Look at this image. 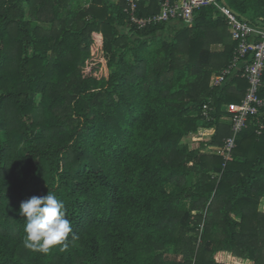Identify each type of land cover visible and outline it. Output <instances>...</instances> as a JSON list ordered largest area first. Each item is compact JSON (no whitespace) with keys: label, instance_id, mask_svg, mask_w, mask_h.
Segmentation results:
<instances>
[{"label":"trees","instance_id":"obj_1","mask_svg":"<svg viewBox=\"0 0 264 264\" xmlns=\"http://www.w3.org/2000/svg\"><path fill=\"white\" fill-rule=\"evenodd\" d=\"M225 3L264 29V0ZM124 5L0 0V264H264V113L225 158L248 82L213 84L236 47L224 17L137 29ZM48 191L76 238L43 254L18 213Z\"/></svg>","mask_w":264,"mask_h":264},{"label":"built area","instance_id":"obj_2","mask_svg":"<svg viewBox=\"0 0 264 264\" xmlns=\"http://www.w3.org/2000/svg\"><path fill=\"white\" fill-rule=\"evenodd\" d=\"M150 0H124L123 12L129 23L137 29L150 25L179 20L190 24L195 11L200 7L214 6L224 17L231 39L236 42L229 65L215 75L213 84L223 83L225 78L236 70L247 80L248 87L239 103L226 105L230 113L231 133L224 139L222 152L228 158L236 146L237 135L246 127L249 115L264 113V29L252 25L250 21L240 17L225 1L220 0H158L156 13L139 16L138 4ZM205 106L203 114H207Z\"/></svg>","mask_w":264,"mask_h":264},{"label":"clouds","instance_id":"obj_3","mask_svg":"<svg viewBox=\"0 0 264 264\" xmlns=\"http://www.w3.org/2000/svg\"><path fill=\"white\" fill-rule=\"evenodd\" d=\"M18 214L25 221L23 243L29 250L48 254L59 246L60 251H65L70 234L76 238L66 215V204L53 192L22 201Z\"/></svg>","mask_w":264,"mask_h":264},{"label":"crops","instance_id":"obj_4","mask_svg":"<svg viewBox=\"0 0 264 264\" xmlns=\"http://www.w3.org/2000/svg\"><path fill=\"white\" fill-rule=\"evenodd\" d=\"M211 49L213 50V51H221L223 48H222V46L221 45H219V44H217V45H213L212 47H211ZM264 201V200H263ZM263 201H262V203H263ZM261 203V204H262ZM262 212H264V210L263 209H260Z\"/></svg>","mask_w":264,"mask_h":264},{"label":"rangeland","instance_id":"obj_5","mask_svg":"<svg viewBox=\"0 0 264 264\" xmlns=\"http://www.w3.org/2000/svg\"><path fill=\"white\" fill-rule=\"evenodd\" d=\"M81 4L83 5L84 4V1H81ZM191 146H193L192 144H191ZM191 181V177H189V182ZM259 209H262L261 207H259ZM261 211V210H260Z\"/></svg>","mask_w":264,"mask_h":264},{"label":"water","instance_id":"obj_6","mask_svg":"<svg viewBox=\"0 0 264 264\" xmlns=\"http://www.w3.org/2000/svg\"><path fill=\"white\" fill-rule=\"evenodd\" d=\"M222 1V3L225 1V0H221Z\"/></svg>","mask_w":264,"mask_h":264}]
</instances>
